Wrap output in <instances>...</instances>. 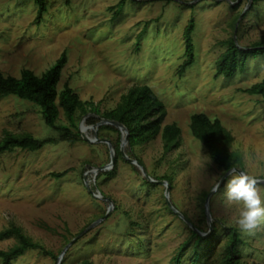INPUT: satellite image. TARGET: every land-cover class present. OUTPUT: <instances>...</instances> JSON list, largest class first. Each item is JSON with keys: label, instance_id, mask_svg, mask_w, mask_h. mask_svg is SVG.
Here are the masks:
<instances>
[{"label": "rangeland", "instance_id": "374dc122", "mask_svg": "<svg viewBox=\"0 0 264 264\" xmlns=\"http://www.w3.org/2000/svg\"><path fill=\"white\" fill-rule=\"evenodd\" d=\"M47 8L38 22L34 0H0V73L20 78L30 70L41 77L65 54L57 91L68 86L93 103L89 117L98 124L132 90L150 87L164 107L162 127L177 125L180 137L169 150L158 134L125 152L153 179H170L169 202L203 241L169 208L166 187L147 184L125 159L110 170L113 176L91 173L111 163L108 145L95 136L121 146L120 132L100 131L80 113L76 129L60 109L58 127L93 128L86 135L94 143L82 136L63 142L37 105L10 96L0 100V141L7 133L56 140L37 152L0 154V232L18 228L53 254L29 250L11 264H57L77 235L105 217L111 204L87 185L111 199L113 210L68 250L63 264H226L235 234L238 263L264 264V224L254 235L240 231L238 206L225 198L228 177L207 209L225 171L190 128L195 114L219 120L233 138L236 168L264 180V99L245 92L264 82V56L250 57L233 77L218 74L232 40L242 49L264 45V0H47ZM190 22L195 63L180 74ZM65 171L61 179L52 176ZM258 187L264 198V185ZM17 242L15 236L0 240V251Z\"/></svg>", "mask_w": 264, "mask_h": 264}, {"label": "trees", "instance_id": "16d2710c", "mask_svg": "<svg viewBox=\"0 0 264 264\" xmlns=\"http://www.w3.org/2000/svg\"><path fill=\"white\" fill-rule=\"evenodd\" d=\"M34 1L38 6L37 21L40 22L48 11L47 0ZM252 1L256 4L263 0ZM123 7L124 2H121L117 6L119 10L118 12H121ZM193 30L194 22H190L185 30L186 60L181 67L180 74H184L186 70L195 63V49L191 40ZM262 56H264V45L257 44L252 48L242 49L234 40H232L229 49L222 57L218 74L224 75L228 78L233 77L238 71V68H243L250 57L258 58ZM65 64L66 56L64 54L55 67L41 77L36 76L30 70H24L20 78L5 77L2 73H0V100L14 96L20 100L34 103L41 109V114L46 125L52 129L62 132L59 139L60 141L76 143L81 140L80 132L77 131L74 133L70 128L66 126L58 127L56 124L60 109L72 123V126L78 129L75 124L76 114L80 113L82 116L89 117V108L93 107V103L82 102L79 96L68 86H66L63 91L58 93L57 85ZM245 92L252 96H261L264 99V82L255 84ZM91 112L98 114L96 109H92ZM164 115L163 104L159 101L156 94L150 87L142 86L132 90L123 98V102L115 110L105 114L103 119L107 118L108 120L117 121L127 128L129 132L128 146L130 149H133V147L137 144L146 143L158 134H161V138L165 142L167 150H169L171 145L179 139L181 130L175 124L162 127ZM88 122L94 126L98 124L97 120L93 117H89ZM190 128L192 135L204 144L210 158L221 170L227 173L229 169L236 168V157L232 152L233 138L224 129L219 120H211L204 114H195L190 119ZM102 130L119 132L118 129L107 125L101 126L100 131ZM55 142L56 140L54 139L39 140L30 135L15 136L7 133L0 141V154L13 152L17 149L22 151L37 152L42 150L45 146ZM114 148L116 153L115 165L117 166V161L124 159V157L121 152L120 145H115ZM126 154L128 157H131L132 152H127ZM137 161L144 166L141 160L137 159ZM67 174L68 171H65L60 174H53L52 176L56 179H61ZM114 174V171L102 172L97 179H100L102 176L110 177ZM163 180L168 183L170 182L169 178H164ZM147 184L155 186V184L150 183L149 181ZM192 233L197 240L203 241V237L196 231L192 230ZM11 236H15L18 239V242L8 251H0V260L3 264H11L13 260L25 255L29 250H40L48 256H53V254L47 251L44 247L33 243L26 238L22 231L18 228L14 227L0 232V240ZM238 242L239 238L237 234H235L234 241L229 248L230 255L226 259V264H239L236 259V246Z\"/></svg>", "mask_w": 264, "mask_h": 264}, {"label": "clouds", "instance_id": "9594fccd", "mask_svg": "<svg viewBox=\"0 0 264 264\" xmlns=\"http://www.w3.org/2000/svg\"><path fill=\"white\" fill-rule=\"evenodd\" d=\"M226 175V202L229 206H238L235 224L242 233L254 235L264 224V198L258 187L260 180L255 174L239 168L229 169Z\"/></svg>", "mask_w": 264, "mask_h": 264}, {"label": "water", "instance_id": "95a60500", "mask_svg": "<svg viewBox=\"0 0 264 264\" xmlns=\"http://www.w3.org/2000/svg\"><path fill=\"white\" fill-rule=\"evenodd\" d=\"M252 1V0H251ZM99 120L101 121L98 125H96V128H99L100 126H112L116 129L119 130L120 134H121V152L123 154V157L126 161H128L129 163H131L133 166H135L136 168H138L144 175V177L153 184H158V185H163L166 187V198H167V202H168V206L176 213H178L172 206V204L169 202L168 198H169V194H170V189L171 186L167 181H161V180H155L153 179L147 172V170L145 169V167L137 160L129 158L128 155L125 152V147L128 145L129 142V132L127 130V128L114 120H108V119H103V118H99ZM89 129H93V128H89V127H85L84 125L80 127V134L82 136V138L89 142V143H94V140H91L87 135H86V131H88ZM96 141L98 143H102V144H106L108 145L109 149H110V153H111V163L106 166V167H101V168H95L91 173L94 175H98L100 172H106V171H110L116 162V153H115V148L113 146V144L107 140V139H97V137L95 136ZM227 175L225 173L224 177L221 179L218 187H216L215 191H211V193L208 195L207 197V201H206V206L207 209L209 208V203H210V199L211 197L220 189V187L222 186V184L224 183V181L226 180ZM260 185H264V180H260ZM87 189L89 191V193H92L96 198L101 199L103 201H107L111 204V207L109 209V211L107 212V214L105 215V217H103L102 219L92 223L89 227H87L86 229H84L79 235H77V237H75L68 245L67 247L64 249V251L61 253V255L58 258V262L57 264H62L64 257L66 255V253L68 252V250L74 245L76 244L82 237H84L87 233H89L92 229H94L98 224H100L101 222H103L112 212L113 210V201L109 198L104 197L101 192L97 191V193H94L92 188L87 185ZM180 215V217H182L189 225L190 227L197 232V230L192 226V224L183 217V215H181L180 213H178ZM198 233V232H197Z\"/></svg>", "mask_w": 264, "mask_h": 264}]
</instances>
